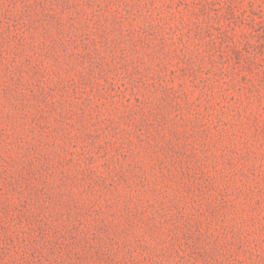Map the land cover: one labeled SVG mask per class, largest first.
Listing matches in <instances>:
<instances>
[{"label":"rangeland","instance_id":"1","mask_svg":"<svg viewBox=\"0 0 264 264\" xmlns=\"http://www.w3.org/2000/svg\"><path fill=\"white\" fill-rule=\"evenodd\" d=\"M0 264H264V0H0Z\"/></svg>","mask_w":264,"mask_h":264}]
</instances>
